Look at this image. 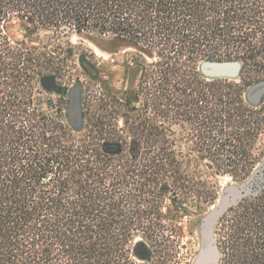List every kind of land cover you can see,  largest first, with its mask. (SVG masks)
<instances>
[{
  "label": "trees",
  "instance_id": "trees-1",
  "mask_svg": "<svg viewBox=\"0 0 264 264\" xmlns=\"http://www.w3.org/2000/svg\"><path fill=\"white\" fill-rule=\"evenodd\" d=\"M15 20L25 39L11 38ZM41 31L139 47L128 150L101 121L76 131L64 101L44 96L65 60L36 44ZM204 60H240L244 84L206 77ZM261 80L264 0H0V264H179L164 220L213 196L205 159L238 183L254 174L214 225L217 264H264V96L246 99Z\"/></svg>",
  "mask_w": 264,
  "mask_h": 264
},
{
  "label": "rangeland",
  "instance_id": "rangeland-1",
  "mask_svg": "<svg viewBox=\"0 0 264 264\" xmlns=\"http://www.w3.org/2000/svg\"><path fill=\"white\" fill-rule=\"evenodd\" d=\"M9 32L13 40L26 38V30L19 20L12 23ZM34 38L36 44L50 45L53 54L65 60L58 79H54V89H48L41 83L44 96L52 98L55 103L62 99L65 114L68 116L71 90L79 87L81 102L86 107V120H83L79 128H73L76 131L95 129L99 128L101 121L102 128L103 123L106 124L104 131H107V137L119 138L128 150L134 142V137L129 131V124L134 121V116L125 102V96L138 84V79L132 72L137 50L122 40L98 35L71 34L60 37L51 31H41L36 33ZM58 44H61L60 48L56 47ZM246 70L252 71L253 77L260 76L253 65H249ZM228 79L244 84L241 76ZM109 130L114 133H109ZM209 162L205 159L199 163L201 173L198 176L215 187L213 196L196 213L181 214L175 221L169 218L164 220L165 225L172 223L177 228L182 242L192 250L190 264L195 262L203 247V218L218 206L225 189L234 182L230 175H218L214 169L208 168ZM166 204L170 205V201ZM221 233L219 230L218 239L223 241Z\"/></svg>",
  "mask_w": 264,
  "mask_h": 264
},
{
  "label": "water",
  "instance_id": "water-1",
  "mask_svg": "<svg viewBox=\"0 0 264 264\" xmlns=\"http://www.w3.org/2000/svg\"><path fill=\"white\" fill-rule=\"evenodd\" d=\"M131 47L139 50L138 46ZM201 72L208 78H236L239 77L242 70V62L240 60L233 61H217L204 60L200 64ZM42 84L48 89H54L56 83L52 77H44ZM80 88L76 87L71 90V99L68 108L69 122L74 128H79L83 123V111L81 102ZM264 96V80L251 85L246 91V99L254 105L260 104ZM105 148L110 152H118L121 148L118 143H106ZM134 149V148H133ZM254 174L244 183L233 182L224 191L220 203L216 208L210 211L202 220L203 247L193 264H217L219 255L213 238V228L218 217L235 202L244 190H249V183L253 179Z\"/></svg>",
  "mask_w": 264,
  "mask_h": 264
},
{
  "label": "flooded vegetation",
  "instance_id": "flooded-vegetation-1",
  "mask_svg": "<svg viewBox=\"0 0 264 264\" xmlns=\"http://www.w3.org/2000/svg\"><path fill=\"white\" fill-rule=\"evenodd\" d=\"M178 252L176 259L179 260V264H190L192 259V250L182 242L181 237H178Z\"/></svg>",
  "mask_w": 264,
  "mask_h": 264
},
{
  "label": "bare ground",
  "instance_id": "bare-ground-1",
  "mask_svg": "<svg viewBox=\"0 0 264 264\" xmlns=\"http://www.w3.org/2000/svg\"><path fill=\"white\" fill-rule=\"evenodd\" d=\"M240 79V78H239Z\"/></svg>",
  "mask_w": 264,
  "mask_h": 264
}]
</instances>
